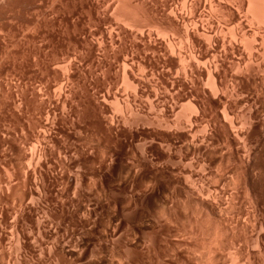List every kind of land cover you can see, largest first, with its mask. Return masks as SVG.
<instances>
[{
  "label": "rangeland",
  "instance_id": "rangeland-1",
  "mask_svg": "<svg viewBox=\"0 0 264 264\" xmlns=\"http://www.w3.org/2000/svg\"><path fill=\"white\" fill-rule=\"evenodd\" d=\"M55 1H60L61 4L58 2L59 4L56 5L53 0L51 2L53 4L47 5L46 9L50 11L52 8L54 14L52 11L48 12L54 16L52 18L50 16V20L46 21L50 22L49 30L58 27L59 23L61 26L56 27L57 30L53 29L57 32L51 30L55 33L50 31L54 36L47 37V40L44 39L47 42L54 37V40L51 39L53 47L48 46L51 42H43L44 46L45 44L48 46L47 49H45L46 46L42 49L45 50L42 53L43 58L46 51H49L48 56L52 54L51 57L46 55L45 58L48 61L47 59L44 61L42 58V61L39 62V59L35 58L34 60L33 56L28 58L29 55H27L25 57L27 59L23 58V60L30 63H28V67L25 61L23 62L26 66L22 62L26 70L23 69V66L19 68L21 65H17L16 69L12 67L8 70L5 66L6 59L3 57L5 55L0 52V56L2 55L3 58L0 59V264H264V210L262 209L264 208V0H125L127 5L124 4L125 1L120 3L119 0H99V3L95 0L98 7L101 6L102 14L98 13L99 15H97L102 19L97 16L95 19L89 15L88 11L83 10L86 14L82 11L81 15H84L85 19L86 16L91 19L87 17V21H79L83 25L79 23L84 28L82 30L80 25L75 26L78 24L77 19L71 21L76 20L74 24L69 22V26H65L68 23L65 20V22L62 20V23L58 20L59 18L57 19V10H64L67 1L63 0L65 1L63 3L61 0ZM80 1L85 2L84 0L78 2L71 0L72 5L69 3L70 5L68 4L67 9L65 8L62 13L65 14L69 6L70 11L67 13H73L72 7L77 6L81 3ZM1 2L6 8L7 2L5 0H1ZM76 3L78 4L76 5ZM122 3L123 7L125 5L124 9H122ZM59 5L60 7L57 8ZM120 6L124 17L122 13L119 14ZM55 7L56 9H54ZM117 12L121 16L117 15ZM59 13L57 15H60ZM54 17H56V21L53 19ZM88 20L91 24L88 23ZM51 21L55 23L53 28ZM82 22L88 23L89 26L87 27ZM0 23H2L1 20ZM66 27L69 32L64 30ZM86 27H90L89 29L92 30L90 33H96L95 37L97 36L100 42H104V47H101L100 43H97L98 45L95 43L98 41L97 38H94L97 40L93 41L91 35L94 36L95 33L89 36L90 33ZM61 30L65 35L68 34L67 36L71 34L74 36L71 35L72 37L70 36L71 39H69L64 33L62 35ZM72 30L73 32L77 30L79 33L77 32L76 35L75 32H70ZM103 30L105 35L99 34ZM84 32V36L88 37V40L91 37V43L89 41L88 43L86 38H83L84 36H80ZM106 32L111 34L112 38H109V34L107 35ZM143 33L146 34V37ZM59 34L64 37L58 38ZM128 34L134 35V38L136 34L139 39L136 36L135 40H138H134L133 43L131 36L132 40L129 42ZM141 34L144 36L143 38H141ZM75 35L79 36V39ZM57 38L61 40L58 43ZM74 39L77 40V43ZM141 39L149 40L151 44L147 41L148 46L146 41H139ZM84 40L90 44L88 47L81 45V42L85 44ZM65 41L67 42L65 43ZM92 41L95 44L93 49H91ZM109 41L113 43H109ZM108 43L109 45H107ZM44 46L42 45V48ZM82 46H85L86 50L90 48V52L93 53L97 49L96 53H89V50L86 52ZM97 47L102 50L106 48L104 50H107V53ZM52 49L55 50V53L52 52ZM98 51L100 52L97 53ZM89 56L95 58V61ZM57 57V61L61 59L63 61L56 63ZM50 58H53V62ZM28 59L32 60L28 61ZM3 61L4 63H2ZM37 61L38 63H36ZM50 61L51 65L54 63V67L48 65L47 68L45 62L50 64ZM70 62L71 65L73 64L72 66L78 65L77 70L76 67H72L73 70L71 68L68 72L70 65L68 63ZM3 64L5 65L3 66ZM31 64L34 65L33 67L38 65L36 68H31ZM42 65L49 71H46ZM58 66L67 67V71L64 67L57 70ZM13 68L15 70L12 71ZM51 68H54L58 74L55 75L54 69L51 70ZM131 68L133 69L131 70ZM33 69L37 73L41 69L39 74L42 73V75H37L32 71ZM61 74L63 77L67 75V78L69 74L70 80L67 81ZM214 82L217 85L220 84L218 85L220 90H217L218 94L214 91L216 95L212 94L213 91L209 89L212 87H209L211 84H215ZM33 84H35V88ZM39 84L44 86L42 88L46 89L45 92L49 88L51 89L49 91H58L62 87V93L72 96L68 98L74 103L66 104L67 101H63L65 95L62 94L63 98L60 100L59 93L55 91L47 92V94H52V97L47 98L51 94L46 95L41 92L43 89L41 86L38 87ZM137 84L146 87L139 89L141 85ZM127 85L129 87H126ZM32 87L35 90L31 89ZM36 88L37 90L41 89L39 92L42 94L37 92ZM67 88L71 89L72 93ZM144 88L146 92H144ZM33 90L34 93H32ZM204 91L208 93L204 94ZM9 94H12L13 100ZM40 94L45 97L40 98ZM35 95L36 99L32 97ZM25 96L26 100L23 101ZM56 96L59 98L57 100L61 101L60 103L56 101ZM30 98L31 104L27 102L30 101ZM33 98L38 101L41 99V102L42 100L45 102L47 98L45 106L49 107L45 108L44 106L43 108L44 104L40 101L42 105L35 100L36 103H34ZM50 98L55 104L57 102L61 104L62 101L65 104H58L57 107L53 101H50ZM73 99H77V101ZM78 101L79 103L76 104L75 102ZM68 102L71 101L68 100ZM9 105H11L10 109ZM200 105L206 106L208 111L206 114L198 111ZM64 106H67L68 110L66 108L64 110ZM99 108L103 110H99ZM186 108L191 111L187 113ZM194 108L197 110L196 113L192 111ZM47 109L52 111L48 110L50 114L53 113L57 116L55 119V116L53 117L51 114V117L55 119L52 122ZM224 109L228 111L227 114H230L227 123L225 122L228 120H225L227 117L224 118L226 114L223 115L226 112ZM73 113L76 117L70 115ZM193 113L196 116L202 115L198 117V120L201 119V123L197 121L193 125L194 122H189ZM101 114L105 115V118H109L108 121L105 122L104 120L107 119H104ZM214 114L218 116L214 117ZM210 117L214 118V122H211ZM39 119H44L43 124L50 122V124H44L43 128L46 131L41 127L43 126L41 121H37ZM258 119L263 123L258 122ZM230 120L234 123L232 132L229 130L233 129L230 126L232 123ZM37 122L39 123L37 124ZM105 123H109V127L111 125L112 128L119 124L118 127L116 126L117 129L119 126L122 128L117 130L119 139L117 136L115 138L112 136L114 141L104 127ZM214 123L218 125L217 128L215 127L216 129H214L216 125ZM223 124H226L224 125L226 130L223 127L224 133L230 131L228 133L231 137L228 133L223 134L222 128L219 129ZM193 126L198 128L190 129ZM49 128L51 131L46 133ZM102 129L105 131L103 132ZM250 129L252 130L249 132ZM39 131H45L40 135L46 138V133L49 135L48 138L43 139L38 134ZM5 132L7 134L9 132V135ZM236 133L238 138L235 136ZM246 133H249V136ZM95 135L100 136L97 137L100 141ZM243 136H248V139L245 138V140ZM104 138H106L105 141ZM95 140L99 141V144L102 143L101 147L100 145L95 146L98 143ZM105 142L107 147L109 146L108 148L104 144ZM110 143L112 144L110 145ZM92 146L95 148L99 146L100 151L104 148L101 152L103 154L110 152L108 153L110 155L102 156L101 152L98 149L96 151ZM42 150L47 153L45 154ZM77 150L84 151V155L85 153L87 155L84 156L82 152L77 153ZM25 152L30 155L29 161ZM97 152L100 154L98 155ZM249 152H252V156L249 155ZM22 154L25 156L23 157ZM31 154L32 156L36 154L34 156L37 158L32 157L34 162ZM90 154L92 156H89ZM112 154H114L112 157V159L115 158L114 160H111ZM242 154L247 157L242 158ZM46 155L47 159L45 160ZM80 155L89 158L85 162V158ZM97 155H101V158H97ZM249 156L250 158H248ZM36 159L39 165L36 164ZM92 159L97 163L92 162ZM247 159L250 161V165ZM43 160H45L44 163ZM40 162L43 163H41L43 166L40 165ZM45 163L47 164L45 165ZM244 164L245 166L248 164L247 173H251L249 178L253 175L250 184L253 185L254 195L250 188L249 191L244 192L245 194L243 193L245 190L242 186L244 181L240 178H243V174V180L246 177V171L243 172L246 168L243 166ZM47 165L51 167L47 168ZM92 165L98 166L101 170L95 166L93 169ZM237 165L242 167H237ZM236 167L240 169L237 171ZM37 168L38 170L43 168V172L38 171ZM130 168L132 172L129 171ZM250 168H254V171ZM35 169L36 172H34ZM239 170L243 172H241L242 175ZM229 172L233 177L229 175ZM237 172H239L237 176L233 175ZM156 175L157 177H155ZM24 176L29 177L27 179L30 181L27 180L26 183ZM129 176L133 181H130ZM132 176L134 177L132 178ZM151 176L155 178L151 179ZM227 176L236 179L228 177L234 182L239 181L238 184L241 180V187L236 183L238 186L236 188L242 190V194L239 193L238 196L240 200H238V194H235L238 191L234 190L236 189L233 186L235 183L227 181ZM222 178L224 179L222 180ZM150 180H154L153 183ZM123 182L126 186L123 185ZM229 185L233 186L234 192ZM157 186L158 188H155ZM148 189L152 190V194ZM229 189L233 195H230ZM222 192L224 193L221 194ZM146 193L150 195L148 196ZM158 193L160 194L158 195ZM248 193L252 194L248 201L252 202L253 199V202L254 200L256 202H248V204H253V208L256 204L258 206L256 208L259 209H256L258 213L255 212V209L253 211L252 206L248 209L249 205L245 202L247 200L245 197H249ZM144 194L148 196H146L148 199L143 196ZM241 195L244 197H240ZM217 196H220V201L216 199ZM228 196H231L230 199ZM232 196L234 197L232 198ZM143 197L147 201H144ZM221 197H225V201L228 197L229 204L226 203V205L231 208L226 210L227 206L222 204L225 202ZM210 199L213 204L210 203L211 201L209 202ZM231 199L235 201L234 204L232 203L233 206L235 205L234 207L230 204ZM222 200L223 202H221ZM199 201L204 204L200 205ZM236 201L239 203L237 204ZM207 202L214 206L216 202V208L220 204L219 206L225 209L217 208L218 212L215 215V212L208 209L210 204L206 205ZM240 202L241 206H239ZM195 203L202 206L200 208L203 212L208 210L212 215L205 214L207 211L204 212L207 216L203 215ZM242 203L246 204V207ZM204 206L205 208L207 206V209ZM232 207L237 208L233 211L235 213L232 218L239 222H229L233 214L230 213ZM242 208L244 209L242 210ZM85 209H87L86 212L83 211ZM240 211L242 213H239ZM219 212L221 216L223 213L222 217L218 216ZM228 222L233 227H231L232 225L228 227L229 224L226 225ZM112 231H115L114 234Z\"/></svg>",
  "mask_w": 264,
  "mask_h": 264
},
{
  "label": "bare ground",
  "instance_id": "bare-ground-1",
  "mask_svg": "<svg viewBox=\"0 0 264 264\" xmlns=\"http://www.w3.org/2000/svg\"><path fill=\"white\" fill-rule=\"evenodd\" d=\"M5 1L7 2L6 8L4 7V4H3V3L1 2V0H0V10H1V11H0V20H1V22H2V23H0V52H2L3 55H5V56H3V57H5V59H6V62H5L6 65L3 64V66L5 65L7 69H8V68H12V67L15 68L17 65H21V66H19V68L23 66V69H25L24 65L27 63V62H26L27 60L25 61V60H23V58L27 57V55H29L28 58H31L30 56H33L34 60H35V58H37V59H39V62H40V60L42 61V58H43L42 53H43V51H45V50H42V49H44L45 46H46V44H45V46H44V43L46 42L44 39L47 40V37H50V36L53 35V34H51V32H53V31L57 32V31H56L57 28H58L59 26H61V23H59L58 27L56 26L57 28H56V27L53 28V26H55V25H54L55 23H54L53 21L55 20V18H56L57 16H58L57 19L59 18L58 20H60L61 22H62V20H63V22H65V21H66V23L68 22L66 25L64 24L65 26H67V25L69 24V22L73 21V19H77V20H78V22H77L78 24H75V26H76V25L79 26V25L81 24L79 21H85L86 19L90 18V17L86 16V19H85V18L83 17L84 15H81L83 10L86 11V12L88 11V12L90 13L89 15H90V16H93L94 18H95L96 16L98 17V15L101 13V12H100V11H101V6L98 7V5H97V3H99V2H98L99 0H97V3H96L95 0H84L85 2H81V1H80L81 3H79V4L76 3V5H77V4H78V5L72 7L71 11H72L73 13H70V12H69L70 14L67 13L68 11H70V6H69L68 11L65 13V14H67V15H65V14H63L62 12L65 10L66 7H68V4L71 2V0H65V1H67V2H66L67 4L65 3V6H66V5H67V6H66V7L64 6L65 8H64V10H62V11H60V10L58 9V10L60 11V13H59V11L57 10V13H59L60 15H57V13H56V17H54V18H53L54 20L52 19L53 21H51L52 28H53V29H56V30L51 29V30H53V31H51V30L48 29V28H51V27H50L51 25L49 24L50 22L48 23L46 20L49 21L50 18H52L54 15L51 16V14L49 13V12L52 11V8H50V9H51L50 11H49L48 9H46V8H47V5H51V4H53V3H55V4L57 5V4L60 3V1H58L59 3L56 2L55 0H54V2H53V0H5ZM61 1H62V3L65 2V1H63V0H61ZM72 1H73V0H72ZM76 1L78 2L79 0H75V2H76ZM82 1H83V0H82ZM123 1H125V0H119L120 3L123 2ZM148 1H149V0H148ZM212 1H213V0H212ZM51 2H53V3H51ZM50 3H51V4H50ZM132 3H133V2H132ZM5 4H6V3H5ZM55 4H54V5H55ZM60 4H61V3H60ZM70 4H71V3H70ZM70 4H69V5H70ZM108 4H109V3H108ZM117 4H118V3H117ZM124 4H126V1L124 2ZM135 4H136V3H135ZM135 4H134V5H135ZM62 5H63V4H62ZM71 5H72V4H71ZM73 5H75L74 2H73ZM126 5H127V4H126ZM129 5H130V4H129ZM205 5H206V4H205ZM45 6H46V7H45ZM121 6L123 7V3H122ZM121 6L119 7V8H120V11H121ZM210 6H211V5H210ZM48 7H50V6H48ZM51 7H54V6H51ZM58 7H60V5L57 6V8H58ZM124 7H125V5H124ZM124 7H123L122 9H124ZM131 7H132V6H131ZM135 7H136V6H135ZM211 7H212V6H211ZM73 8H74V9H73ZM117 8H118V7H117ZM119 8H118V9H119ZM54 9H56V7H55ZM62 9H63V6H62ZM66 9H67V8H66ZM99 9H100V10H99ZM130 9H131V8H130ZM98 10H99V11H98ZM131 10H132V9H131ZM48 11H49V12H48ZM84 11H83V13H84ZM120 11H119V12H120ZM159 11H160V10H159ZM119 12H117V15L121 14V13L123 12V10H122L120 13H119ZM156 12H157V10H156ZM98 13H99V14H98ZM111 13H112V12H111ZM118 13H119V14H118ZM52 14H54L53 11H52ZM84 14H86V13H84ZM97 14H98V15H97ZM101 14H102V13H101ZM130 14H131V13H130ZM71 15H75V16L72 17ZM123 15H124V13H122V16H123ZM132 15H133V14H132ZM134 15H135V14H134ZM204 15H205V14H204ZM50 16H51V17H50ZM119 16H121V15H119ZM49 17H50V18H49ZM87 17H88V18H87ZM93 17H92V21L94 20ZM123 17H124V16H123ZM203 17H204V16H203ZM48 18H49V19H48ZM98 18H101V19H102L101 16H99ZM57 19H56V20H57ZM90 19H91V18H90ZM95 19H96V18H95ZM101 19H99V21H101ZM115 19H116V17H115ZM118 19H119V18H118ZM127 19H128V17H127ZM56 20H55V21H56ZM64 20H65V21H64ZM97 20H98V19H97ZM97 20H96V21H97ZM147 20H148V19H147ZM206 20H209V19H206ZM75 21H76V20H74V22H71V24L76 23ZM86 21H87V20H86ZM88 21H89L88 23L91 24L90 20H88ZM96 21H95V22H96ZM102 21H103V20H102ZM178 21H179V20H178ZM178 21H177V22H178ZM63 22H62V23H63ZM56 23H57V22H56ZM79 23H80V24H79ZM82 23H83V22H82ZM84 23H85V25H86L87 27L89 26L88 23H86V22H84ZM84 23H83V24H84ZM92 23H93V22H92ZM101 23H103V22H101ZM101 23H100V24H101ZM47 24H49V25L47 26ZM57 24H58V23H57ZM57 24H56V25H57ZM185 24H186V23H185ZM64 25L62 26V28L64 27ZM69 25H70V24H69ZM69 25H68V26H69ZM81 25H82V24H81ZM81 25H80L79 27H81ZM85 25H84V26H85ZM181 25H182V24H181ZM197 25H198V24H197ZM77 26H76V27H77ZM82 26H83V25H82ZM198 26H199V25H198ZM76 27H74V29H76ZM87 27H86V28H87ZM138 27H139V26H138ZM195 27H197V26L195 25ZM60 28H61V27H60ZM62 28H61V29H62ZM72 28H73V27H72ZM82 28H83V27H81V30H82ZM89 28H90V27H89ZM89 28H87V30H89V33H90V31H92V30L89 29ZM98 28H101V27L98 26ZM112 28H113V27H112ZM116 28H117V27H116ZM69 29H71V28L69 27ZM83 29H84V28H83ZM103 29H104V28H103ZM140 29H141V28H140ZM58 30H59V29H58ZM62 30H63V29H62ZM62 30H61V33H62ZM64 30H66L67 32H69V30L67 29V27H66V29H64ZM81 30H80V28H79L80 33H81ZM87 30L85 29L86 32H87ZM112 30H114V29H112ZM50 31H51V32H50ZM66 31H65V32H66ZM83 31H84V30H83ZM187 31H188V30H187ZM2 32H3V33H2ZM55 32H53V33H55ZM70 32H73V30L70 31ZM74 32H75V31H74ZM74 32H73V33H74ZM77 32H78V31L76 30V32H75L76 35H77ZM99 32H100V31H99ZM103 32H104V30L101 31V33H99V34H103V35H105V33H103ZM217 32H218V30H217ZM58 33H60V32H58ZM63 33H64V32H63ZM63 33H62V35H63ZM78 33H79V32H78ZM93 33H95V32H93ZM93 33L91 32V33L89 34V36H90L91 34H93ZM109 33H111V31H109ZM109 33H108V34H109ZM116 33H117V32H116ZM138 33H139V32H138ZM194 33H195V32H194ZM66 34H67V33H66ZM81 34H82V33H81ZM84 34H85V32L83 33V35H80V34H79V35L83 37ZM87 34H88V33H87ZM106 34H107V32H106ZM108 34H107V35H108ZM126 34H127V33H126ZM143 34H144V33H143ZM60 35H61V34H59V36H57V37H58V38H63V37H64V36L62 37V36H60ZM64 35H65V33H64ZM67 35H68V34H67ZM67 35H65V36H67ZM71 35H73V34H71ZM71 35H69V36H67V37H69V39H71V38H70ZM76 35H75V37H78L77 39H79V36H76ZM95 35H96V33L94 34V36L91 35V36L93 37V39H94V38H97V36L95 37ZM107 35H106V36H107ZM110 35H111V34H109V38L111 37ZM128 35H129V38H130V40L128 39L129 42H131V40H132V39H131V36H132V38H133V43L139 39L138 36H137L136 34H135V38H136V36H137V38H138L137 40H135V38L133 37L134 35H130V34H128ZM145 35H146V34H144V36H145ZM193 35H194V34H193ZM207 35H209V34H207ZM53 36H54V35H53ZM73 36H74V35H73ZM141 36H142V34H141ZM144 36H142L141 38H143ZM67 37H65V38L67 39V41H69ZM71 37H72V36H71ZM98 37H99V36H98ZM102 37L105 38V36H102ZM127 37H128V36H127ZM145 37H146V36H145ZM147 37H148V36H147ZM211 37H212V36H211ZM55 38H56V34H55ZM58 38H57V39H58ZM65 38H64V39H65ZM83 38L85 39L86 37L84 36ZM87 38H88V37H87ZM87 38H86L85 40H86L87 42L89 41V42L91 43V40H90L91 37H89V38H90L89 40H88ZM100 38H101V36H100ZM104 38H103V39H104ZM106 38H107V37H106ZM109 38H108V39H109ZM111 38H112V37H111ZM125 38H126V37H125ZM51 39L54 40V37L51 38ZM51 39H50V41L48 40L49 42H51L48 46H50V45L52 46V43H53V42L51 41ZM64 39L62 40L63 42H64ZM80 39H81V38H80ZM97 39H98V41H96ZM97 39H96V40L94 39L93 41H96V42H95L96 44H97V43H100L99 45L102 47V46L104 45V42H100V39H99V38H97ZM144 39H149V38H144ZM74 40H75V39H74ZM85 40H84V41H85ZM101 40H102V39H101ZM104 40H106V39H104ZM112 40H113V39H112ZM112 40H110V41H112ZM134 40H135V41H134ZM142 40H143V39H141V40H139V41H142ZM244 40H245V39H244ZM48 41H47V42H48ZM58 41H61V40L58 39V40H57V43H58ZM67 41H65V43H66ZM75 41H76V43H77V40H75ZM86 41H85V44H84V43H82V42H83V40H82L81 45L83 44V45H85L86 47H88L90 44H87ZM93 41H92V42H93ZM106 41H107V40H106ZM110 41H109V43H113V42H110ZM145 41H146V42H145ZM145 41L143 40V42H145V43H147V41H148V43H150L149 40H145ZM150 41H151V40H150ZM43 42H44V43H43ZM47 42H46V43H47ZM54 42H56V41H54ZM72 42H74V41L72 40ZM78 42H79V40H78ZM89 42H88V43H89ZM107 42H108V41H107ZM107 42H105V43H107ZM42 43H43V44H42ZM59 43H60V42H59ZM65 43H64V44H65ZM79 43H80V42H79ZM109 43H108L107 45H109ZM141 43H142V42H141ZM148 43H147V45H148ZM41 44L44 46L43 48H42V45H41ZM54 44H55V43H54ZM61 44L63 45V43H61ZM86 44H87V45H86ZM101 44H102V45H101ZM150 44H151V43H150ZM62 45H61V46H62ZM79 45H80V44H79ZM94 45H95V44H94V42H93V45H91V46H92L91 49L94 48ZM97 45H98V44H97ZM107 45L105 44L106 47H107ZM131 45H132V44H131ZM48 46H46L45 49H47ZM55 46H56V45H55ZM59 46H60V45H59ZM85 46H84V47H85ZM100 46H99V47H100ZM143 46H144V43H143ZM148 46H149V45H148ZM148 46H145V47L148 48ZM52 47H53V46H52ZM57 47H58V46H57ZM57 47H56V48H57ZM84 47L82 46V48H84ZM86 47H85V48H86ZM103 47H104V46H103ZM85 48H84V49H85ZM97 48H98V47H97ZM49 49H51V48H49ZM54 49H55V48H54ZM57 49H58V48H57ZM91 49L88 48L89 53H93V52H90ZM98 49H101V48H98ZM104 49H106V48H104ZM104 49H103V50H104ZM52 50H53V49H52ZM52 50H51V51H52ZM88 50L85 49L84 51L87 52ZM94 50H95V49H94ZM96 50H97V49H96ZM96 50H95L94 53H96ZM101 50H102V49H101ZM101 50H100V51H101ZM103 50H102V51H103ZM54 51H55V50H53L52 52H54ZM56 51H57V50H56ZM58 51H60V50L58 49ZM100 51H98L97 53H99ZM102 51H101V52H102ZM106 51H107V50H106ZM106 51L104 50L103 52L107 53ZM108 51H110V50H108ZM113 51H114V50H113ZM46 52H47L46 55H47V54L49 55V53H48L49 51H46ZM110 52H111V51H110ZM50 53H51V52H50ZM54 53H55V52H54ZM54 53H53V57H54ZM56 53H57V52H56ZM94 53H93V54H94ZM0 54H1V53H0ZM44 55H45V52H44ZM46 55H45V57L48 56V55H47V56H46ZM50 55L52 56V54H50ZM57 55H58V54H57ZM57 55H55V56H57ZM90 55L92 56V54H90ZM96 55H98V54H96ZM101 55H102V54H101ZM1 56H2V55H1ZM1 56H0V59H3ZM51 56H48V57H51ZM91 56H89V57L91 58ZM45 57L43 58L44 61L47 59V58H45ZM87 58H88V57H87ZM92 58H93V57H92ZM92 58H91V59H92ZM96 58H98V57H96ZM5 59H4V60H5ZM25 59H27V58H25ZM50 59H51V58H50ZM50 59H49V60H50ZM52 59H53V58H52ZM52 59H51V61L53 62ZM54 59H55V57H54ZM57 59H58V57L56 58V63H58V61H61V60H62V59H61V60H58V61H57ZM84 59H85V58H84ZM88 59H89V58H88ZM93 59H94V61H95V58H93ZM98 59H99V58H98ZM31 60H32V59H31ZM31 60L28 59V61H31ZM141 60H142V59H141ZM23 61H25V64H24ZM44 61H43V62H44ZM47 61H48V59H47ZM51 61L49 62L50 64H48V62H47V63L45 62V64H47V68H48V65H49V67H50V65H51ZM62 61H63V60H62ZM82 61H83V59H82ZM85 61L87 62V60H85ZM89 61H90V60H89ZM94 61L91 60L90 62H94ZM99 61H100V60H99ZM22 62H23L24 65H22ZM32 62H33V61H32ZM54 62H55V60H54ZM74 62H75V61H74ZM96 62L98 63V61H96ZM127 62H128V60H127ZM129 62H130V61H129ZM2 63H4V61H3ZM20 63H21V64H20ZM28 63H29V62H28ZM28 63H27V67H28ZM33 63H35V62H33ZM33 63H32V64H33ZM36 63H38V61H37ZM41 63H42V62H41ZM56 63H55V64H56ZM60 63H61V62H60ZM29 64H30V63H29ZM32 64H31V65H32ZM45 64H44V65H45ZM53 64H54V63H53ZM53 64H52L51 66H53ZM69 64H70V65H69ZM74 64L76 65V63H74ZM131 64H132V63H131ZM37 65H38V64H37ZM37 65H36V67H37ZM40 65H41V64H40ZM40 65H39V66H40ZM44 65H42L43 68H46V67H44ZM58 65H60V64H58ZM68 65H69V67L71 66L70 68L68 67V72H70L69 69H71L72 67H73V68L76 67V70H77V66H78V65H77V66H72L73 64L71 65V62L68 63ZM68 65H66V66H68ZM126 65H127V63H126ZM25 66H26V65H25ZM33 66H34V65H32L31 68H32ZM42 66H41V67H42ZM134 66H135V65H134ZM36 67H33V68H36ZM41 67H39V68H41ZM53 67H54V66H53ZM60 67H61V68L64 67V68L66 69V71H67V67H65V66H58V67H57V68H58L57 70L61 69ZM125 67H126V66H125ZM14 68L12 69V71L16 69V68H15V69H14ZM43 68H41V69H43ZM47 68H46V71H49V69L47 70ZM73 68H72L71 70H73ZM128 68H129V67H128ZM41 69H40L39 72L42 71ZM53 69H54V68H51V70H53ZM55 69H56V66H55ZM55 69H54V71H55V75H56V74H58V73H56V70H55ZM132 69H133V68H131V70H132ZM8 70H10V69H8ZM25 70H26V69H25ZM28 70H29V69H28ZM35 70H37V69H35ZM74 70H75V69H74ZM12 71H11V72H12ZM18 71H19V70H18ZM29 71H31V70H29ZM32 71H34V69H33ZM54 71H52V72L54 73ZM34 72H36V71H34ZM39 72H38V73L36 72L37 75H42V73L39 74ZM43 72H44V70H43ZM57 72H58V71H57ZM209 72H210V71H209ZM29 73H30V72H29ZM74 73H75V72H74ZM74 73H73V74H74ZM61 75H62V74H61ZM64 75H65V74H64ZM70 75H71V74H70ZM129 75H130V74H129ZM30 76H31V75H30ZM35 76H36V75H35ZM124 76H125V75H124ZM209 76H210V75H209ZM62 77H63V75H62ZM64 77H65V76H64ZM64 77H63V78H64ZM71 77H72V76H71ZM210 77H211V76H210ZM215 77H216V76H215ZM37 78H38V76H37ZM69 78H70V77H69V74H68V78H67V75H66L65 79H67V81L70 80ZM65 79H64V80H65ZM71 79H72V78H71ZM128 79H129V78H128ZM208 79H209V78H208ZM214 79H215V78H214ZM214 79H213V81H214ZM127 81H128V80H127ZM213 81H212V83H213ZM215 81H216V79H215ZM10 82H11V81H10ZM20 82H21V81H20ZM208 82H209V81H208ZM214 83H215V84H211V85L209 86V87L212 86V87L209 88V89H211V91H213L212 94L214 93V91H216V92H217L216 94H218V92L220 91L219 88H218V85H220V84L217 85L216 82H214ZM218 83H219V82H218ZM30 84H31V83H30ZM127 84H128V83H127ZM130 84H131V83H130ZM6 85H9V86L11 87L10 84H7V83H6ZM34 85H35V84H33V86H34ZM61 85L63 86L64 84H61ZM137 85H138V84H137ZM140 85H141V86H140ZM28 86H29V85H28ZM31 86H32V85H30L29 87H31ZM36 86H37V85H36ZM40 86H41V88H42L43 85H42V84H41V85L39 84L38 87L40 88ZM65 86H66V84H65ZM133 86H134V84H133ZM138 86H140L139 89H142L141 87H146V86H142V84H139ZM7 87H8V86H7ZM13 87H14V86H13V84H12V89H13ZM38 87H37V88H38ZM68 87H69V86H68ZM75 87H76V86H75ZM126 87H129V86L127 85ZM219 87H222V86H219ZM18 88H19V87H18ZM34 88H35V86H34ZM34 88L32 87L31 89H34ZM37 88H36V91H37V92L41 91V89L37 90ZM43 88H44V86H43ZM43 88H42V89H43ZM51 88H52V87H51ZM61 88H62V87H61ZM61 88H60L59 90H61ZM70 88H71V86H70ZM130 88H131V86H130ZM8 89L10 90L11 88H8ZM12 89H11V90H12ZM31 89H30V90H31ZM49 89H50V88H49ZM49 89H48L47 92H52V91H53V90H52V91H49ZM135 89H136V88H135ZM34 90H35V89H34ZM34 90H33L32 93H34ZM50 90H51V89H50ZM59 90H58V91H57V90H56V91L54 90V91L59 93V94H58V97H59L60 100H61V99L63 98L62 94L65 95V93H62L63 90H61L60 92H59ZM67 90L70 91L71 89H68V88H67ZM67 90H66V91H67ZM73 90H74V89H73ZM136 90H138V89H136ZM144 90H145L144 92H146V89H145V88H144ZM217 90H219V91H217ZM221 90H222V89H221ZM7 91H8V90H7ZM36 91H35V93H36ZM45 91H46V89H45V90L43 89V91H41V92H43V93L46 94V95L51 94V93L47 94V92H45ZM54 91H53V92H54ZM64 91H65V89H64ZM140 91H141V90H140ZM140 91H138V92H140ZM142 91H143V90H142ZM211 91H209L210 94H211ZM23 92H24V91H23ZM41 92H39V93H41ZM67 92H68V91H67ZM73 92H74V91H73ZM144 92H143V94H144ZM7 93H9V92H7ZM30 93H31V92H30ZM32 93H31V94H32ZM60 93H61V94H60ZM68 93H69V92H68ZM71 93H72V90H71ZM206 93H208V92H206ZM206 93H205V91H204V94H206ZM31 94H30V95H31ZM41 94H42V93H41ZM41 94H40V96H41ZM54 94H56V93H54ZM214 94H215V93H214ZM216 94H215V95H216ZM9 95H10V98L12 99V98H13L12 94H9ZM22 95H23V94H22ZM32 95H33V94H32ZM56 95H57V94H56ZM60 95H61L62 97H61ZM72 95H73V94H72ZM74 95H75V94H74ZM11 96H12V97H11ZM38 96H39V94H38ZM42 96L45 97V95H42ZM42 96H41L40 98H42ZM50 96L52 97V94L49 95L47 98H49ZM54 96H55V95H54ZM54 96H53V98H54ZM188 96H189V95H188ZM211 96H212V95H211ZM213 96H214V95H213ZM30 97H31V96H30ZM32 97H35V99L37 98L36 95H35V96H32ZM58 97L56 96V101H58V100H57V99H59ZM65 97H66V99H65ZM65 97H64V100H63V101L66 100V101H67L66 104L69 103V104L72 105V103H74V102H72V100H70V99L68 98V97H70L69 95L67 96V94H66ZM71 97H72V96H71ZM71 97H70V98H71ZM73 97H74V96H73ZM77 97H78V95H77ZM77 97H75V98H77ZM104 97H105V96H104ZM47 98H46V101H47ZM67 98H68V99H67ZM78 98H80V97H78ZM209 98H210V97H209ZM24 99L26 100V96H25V98H23V101H24ZM35 99L33 98V102H34ZM38 99H39V98H38ZM42 99H43V98H42ZM51 99H52V98H50V101H53V99H52V100H51ZM80 99H81V98H80ZM105 99H107V98H105ZM105 99H104V101H105ZM187 99H188V98H187ZM211 99H212V98H211ZM12 100H13V99H12ZM20 100H21V99H20ZM28 100H29V98H28ZM40 100H41V99H40ZM40 100H39V101H40ZM54 100H55V98H54ZM60 100L58 101L59 103L61 102ZM68 100L71 101V102H68ZM73 100H75V99H73ZM78 100H79V99H78ZM81 100H82V99H81ZM35 101L38 102V103L41 102V101L39 102L38 100H35ZM44 101H45V100H44ZM46 101L43 102V100H42V102H43V104H44V105H43V108H44V106L47 104ZM48 101H49V100H48ZM63 101H62V103H63ZM75 101H77V99H76ZM79 101H80V100H79ZM79 101H78V102H75V103L77 104V103H79ZM211 101H212V100H211ZM17 102H18V101H17ZM27 102H29V103L31 104V98H30V101H27ZM33 102H32V103H33ZM36 102H34V103H36ZM42 102H41V103H42ZM53 102H54V101H53ZM53 102H52V103H53ZM58 102H57L56 104H55V102H54V104L57 106V105L59 104ZM107 102H108V101H107ZM219 102H221V101L219 100ZM41 103H40V104H41ZM62 103H61V104H62ZM81 103H83V101H81ZM81 103H80V104H81ZM20 104H21V103H20ZM23 104H24V102H23ZM61 104H59V105H61ZM64 104H65V103H63V105H64ZM69 104H68V105H69ZM217 104H218V103H217ZM219 104H220V103H219ZM27 105H28V103H27ZM41 105H42V104H41ZM49 105H50V104H49ZM51 105H52V104H51ZM10 106H11V105H9V109H10ZM28 106H29V105H28ZM28 106H27V107H28ZM30 106H31V105H30ZM53 106H54V105H53ZM73 106H74V104H73ZM73 106H70V107H73ZM77 106H79V105H77ZM98 106H99V105H98ZM6 107H8V106H6ZM6 107H5V108H6ZM27 107H26V108H27ZM47 107H49V106L47 105ZM47 107L45 106V108H47ZM50 107H51V106H50ZM54 107H55V106H54ZM54 107H51V108L54 109ZM57 107H58V106H57ZM66 107H67V106H64L63 109L66 108ZM75 107H76V106H75ZM99 107H100V106H99ZM51 108H50V110H51ZM73 108H74V107H73ZM96 108H97V107H96ZM101 108H102V107H101ZM101 108H99V110H100ZM181 108H182V107H181ZM188 108L191 109V107H188ZM198 108H199L198 111L201 112V113H205V114H206V112H208L207 109H206V106H205V105H200ZM7 109H8V108H7ZM53 109H52V110H53ZM66 109H67V108H66ZM75 109H77V108H75ZM182 109H183V108H182ZM192 109H193V108H192ZM11 110H12V108H11ZM27 110H28V108H27ZM43 110H44V109H43ZM48 110H49V109H47V112L49 113L50 110H49V111H48ZM64 110H65V109H64ZM67 110H68V109H67ZM69 110H71V109H69ZM73 110H74V109H73ZM73 110H72V111H73ZM78 110H79V107H78ZM78 110H77V111H78ZM101 110H103V109H101ZM186 110L188 111L187 108H186ZM186 110H185V111H186ZM224 110H225V109H224ZM9 111H10V110H9ZM9 111H8V112H9ZM16 111H17V110H16ZM44 111H45V110H44ZM56 111H57V110H56ZM187 111H186V112H187ZM189 111H191V110H189ZM189 111H188L187 113H189ZM192 111H194V113H196L195 111H197V110H195V108H194V110H192ZM225 111H226V110H225ZM8 112H7V113H8ZM45 112H46V111H45ZM50 112H52V111H50ZM54 112H55V110H54ZM74 112H75V110H74ZM96 112H97V111H96ZM99 112H100V111H99ZM27 113H28V112H27ZM55 113H56V112H55ZM101 113H102V111H101ZM103 113H104V112H103ZM187 113H186V114H187ZM194 113H193V114H194ZM201 113H200V114H201ZM227 113H228V111L224 112V114H223V115H225V114L227 115V116H226V115L224 116V118L227 117V118H225V120L228 119L227 121L224 120L226 123L229 122V116H230V114H227ZM257 113H258V112H257ZM8 114H9V113H8ZM49 114H50V113H49ZM49 114H47V115H49ZM51 114H53V113H51ZM51 114L49 115L50 118H52V117H51ZM68 114H69V113H68ZM193 114H192V115H193ZM197 114H198V113H197ZM207 114H208V113H207ZM70 115L75 116L74 113H73V114H70ZM98 115H99V114H98ZM102 115H103V114H101V116H102ZM190 115H191V114H190ZM190 115H189V117H190ZM215 115H216V117L218 116L217 114H214V117H215ZM257 115H258V114H257ZM261 115H262V114H261ZM35 116H36V115H35ZM54 116H55V114H53V117H54ZM96 116H97V115H96ZM99 116H100V115H99ZM103 116H104V117H103ZM103 116H102V117H103L104 119H107V118H105V117H106L105 115H103ZM201 116H202V115H201ZM201 116H200V115H197V116H196V114H194L193 116L190 117L189 122H191V123L194 122V123H192L193 125H194L195 123H197V121H199V122L201 123V121H200L201 119L198 120V119H199L198 117H201ZM205 116H207V115H205ZM205 116H204V117H205ZM221 116H222V115H221ZM221 116H219V117H221ZM56 117H57V116H55L54 118L56 119ZM75 117H76V116H75ZM181 117H182V116H181ZM211 117H212V116H211ZM211 117H210V119H212ZM219 117H218V118H219ZM222 117H223V116H222ZM231 117H233V116H231ZM257 117H258V116H257ZM260 117H261V116H260ZM50 118H49V119H50ZM54 118H52L50 121L52 122V120H55ZM97 118H99V117L97 116ZM12 119H13V118H12ZM45 119H46V118H45ZM77 119H78V117H77ZM104 119H103V120H104ZM108 119H109V118H108ZM108 119H107V120H104V121L106 122V121H108ZM180 119H182V118H180ZM210 119H209V120H210ZM213 119H214V118H213ZM213 119L211 120V122H212V121L214 122ZM215 119H217V118H215ZM230 119H231V118H230ZM256 119H257V118H256ZM261 119H262V118H261ZM8 120H10V119H8ZM43 120H44V119H41V120L39 119V120H37V121H41V123L43 124ZM46 120H48V119H46ZM97 120H99V119H97ZM113 120H114V119H113ZM219 120L222 121L221 119H219ZM258 120H259V119H258ZM109 121H111V120H109ZM178 121H179V120H178ZM202 121H203V120H202ZM19 122H20V121H19ZM102 122H103V121H102ZM116 122H117V121H116ZM176 122H177V121H176ZM187 122H188V120H187ZM199 122H198V123H199ZM209 122H210V121H209ZM211 122H210V123H211ZM216 122H217V120H216ZM231 122H232V121L230 120V123H231ZM258 122L261 123L260 120H259ZM4 123H5V122H4ZM38 123H39V122H37V124H38ZM41 123H40V126H41ZM46 123H47V124H48V123L50 124L49 121L46 122ZM46 123H44V124H46ZM100 123H101V120H100ZM110 123H112V121H111ZM178 123H179V122H178ZM207 123H208V121H207ZM256 123H257V122H256ZM262 123H263V122H262ZM262 123H261V124H262ZM10 124H11V123H10ZM14 124H15V123H14ZM44 124H43V126H41L42 128L44 127ZM47 124H46V125H47ZM97 124H98V123H97ZM112 124H113V123H112ZM208 124H209V123H208ZM211 124H212V123H211ZM214 124H216V123H214ZM214 124H213V125H214ZM221 124H222V123H221ZM233 124H234V123L232 122L231 125H230V126H232L231 128H233V129H229L231 132L234 130V127H233L234 125H233ZM252 124L254 125V122H253ZM257 124H258V123H257ZM257 124H256V125H257ZM263 124H264V123H263ZM21 125H22V124H21ZM46 125H45V126H46ZM51 125H52V124H51ZM51 125H49V126L51 127ZM101 125H102V124H101ZM113 125H114V124H113ZM117 125H119V124H117ZM117 125H116V126H117ZM190 125H191V124H190ZM199 125H200V124H199ZM224 125H226V124H223V126L220 127L219 129L222 128L221 130H223ZM22 126H23V125H22ZM38 126H39V125H38ZM81 126H82V125H81ZM116 126H115V128H112L113 126L111 127V125H110V127H109V123H105V124H104V127L107 129L108 133H110L111 137L114 136V138H115L116 136H117V138H118V133H119V131H118V133H117V130H118L119 128H121V127L119 126V128L117 129ZM191 126H192V125H191ZM197 126H198V124H197ZM217 126H218V125L216 124V125L214 126V129H216ZM220 126H221V125H220ZM227 126H229V124H227ZM249 126H250V125H249ZM258 126H259V125H258ZM41 127H40V128H41ZM117 127H118V126H117ZM195 127H196V126H195ZM195 127H194V126H193V127H190V129H194ZM198 127H199V126H198ZM198 127H196V128H198ZM208 127H209V125H208ZM211 127H212V126H211ZM215 127H216V128H215ZM225 127H226V126H225ZM225 127H224V129H225ZM46 128H47V126H46ZM51 128L53 129V125H52ZM98 128L100 129V126H99ZM98 128H97V130H99ZM101 128H103V127L101 126ZM250 128H251V127H250ZM252 128H253V127H252ZM258 128H259V127H258ZM4 129H5V128H4ZM8 129H9V128H8ZM43 129H44V128H43ZM43 129H41V130H43ZM115 129H116V130H115ZM121 129H122V128H121ZM262 129H263V128H262ZM44 130H45V129H44ZM49 130H50V128L47 130L46 133H48ZM123 130H124V129H123ZM225 130H226V129H225ZM247 130H248V129H247ZM251 130H252V129H250L249 132H250ZM45 131H46V130H45ZM45 131H44V132H45ZM50 131H51V130H50ZM100 131H101V129L99 130V132H100ZM102 131L104 132L105 129H104V130L102 129ZM120 131H121V130H120ZM124 131H125V130H124ZM230 131H227V132H225V133L227 134V133L230 132ZM255 131H256V130H255ZM258 131H259V130H258ZM44 132H40V131H39L38 134L40 135L41 133H44ZM121 132H123V131H121ZM121 132H120V133H121ZM237 132H238V131H237ZM5 133H6V132H5ZM46 133H45L46 138H48L49 135H47ZM96 133L98 134V131H96ZM96 133H95V134H96ZM100 133H101V132H100ZM225 133H224V130H223V134H225ZM6 134H7V133H6ZM16 134H17V133H16ZM49 134L51 135V133H49ZM106 134H107V133H106ZM122 134H124V133H122ZM125 134H126V133H125ZM228 134H229V133H228ZM234 134H235V133H234ZM246 134L248 135L249 133H246ZM246 134H245V135H246ZM3 135H4V134H3ZM7 135H9V132H8ZM100 135H101V134H100ZM104 135H105V133H104ZM242 135H243V134H242ZM242 135H241V136H242ZM5 136H6V135H5ZM10 136H11V135H10ZM10 136H9V137H10ZM40 136H42V135H40ZM40 136H39V137H40ZM95 136H96V138H97L99 135H98V136L95 135ZM124 136H125V135H124ZM229 136H230V134H229ZM229 136H228V138H229ZM235 136H237V138H238L237 133H236ZM248 136H249V135H248ZM248 136H246V137L243 136V137H244V139H245V138L248 139V138H247ZM42 137H43V136H42ZM44 137H45V136H44ZM44 137H43V139H46V138H44ZM99 137H100V136H99ZM102 137H103V136H102ZM104 137H106V136H104ZM224 137H225V136H224ZM230 137H231V136H230ZM243 137H242V138H243ZM4 138H5V137H4ZM49 138H50V137H49ZM107 138H108V137H107ZM109 138H110V137H109ZM112 138H113V137H112ZM112 138H111V140H112ZM114 138H113V139H114ZM121 138H122V137H121ZM121 138H120V139H121ZM234 138H236V137H234ZM234 138H233V139H234ZM239 138L241 139L240 136H239ZM9 139H10V138H9ZM41 139H42V138H41ZM41 139H39V140H41ZM64 139H65V138H64ZM98 139H99V138H97V140H98ZM105 139H106V138H104V141H105ZM118 139H119V138H118ZM246 139H245V140H246ZM97 140H95L96 142H98L97 144H95V146L100 145V147H101V144H102V143L100 142L101 144H99L100 139H99V141H97ZM101 140H102V139H101ZM125 140H126V139H125ZM230 140H231V139H230ZM5 141H6V140H5ZM102 141H103V140H102ZM106 141H107V140H106ZM108 141H110V140L108 139ZM114 141H115V139H114ZM114 141H113V142H114ZM116 141H117V140H116ZM119 141H120V140H119ZM233 141L235 142V139H234ZM236 141H237V140H236ZM248 141H249V140H248ZM7 142H8V141H7ZM40 142H41V141H40ZM117 142H118V141H117ZM114 143H115V142H114ZM246 143H247V142H246ZM39 144H40V143H39ZM104 144L106 145V142H105ZM104 144H103V145H104ZM111 144H112V143H110V145H111ZM85 146H86V145H85ZM88 146H89V145H88ZM95 146H92V148H93V147L95 148ZM112 146H113V145H112ZM112 146H111V147H112ZM231 146H232V145H231ZM86 147H87V146H86ZM100 147H99V146L96 147V148H95L96 151H97L98 148L100 149ZM102 147H105V146H102ZM106 147H107V145H106ZM108 147H109V146H108ZM108 147H107V148H108ZM234 147H235V146H234ZM253 147H255V146H253ZM40 148H41V147H40ZM80 148H82V147H80ZM84 148H85V147H84ZM84 148H83V150H85V152H86V149H84ZM90 148H91V147H90ZM90 148H89V150H90ZM113 148H114V147H113ZM243 148H244V147H243ZM245 148L247 149V147H245ZM249 148H250V147H249ZM99 149H98V150H99ZM103 149H104V148H102L101 151H102ZM109 149H110V148H109ZM111 149H112V148H111ZM115 149H116V147H115ZM255 149H256V148H255ZM255 149H253L254 152H256ZM106 150H107V149H106ZM243 150H245V149H243ZM247 150H248V149H247ZM249 150H250V149H249ZM253 150H252V151H253ZM36 151H38V150H36ZM42 151H43V150H42ZM77 151H78L77 153L80 152L79 150H77ZM87 151H88V149H87ZM91 151H92V149H91ZM93 151H94V150H93ZM96 151H95V152H96ZM99 151H100V150H99ZM101 151H100V152H101ZM108 151H109V150H108ZM111 151H112V150H111ZM113 151H114V150H113ZM113 151H112V152H113ZM116 151H117V150H116ZM43 152H44L45 154L47 153V152H45V151H43ZM48 152H49V150H48ZM81 152H82V151H81ZM81 152H80V153H81ZM88 152H89V151H88ZM100 152H97V154L99 155ZM102 152H103V151H102ZM102 152H101L102 156H103V155L105 156V155H107L108 153H110V152H108V153L105 152V153H107V154H103ZM117 152H119V151H117ZM242 152H243V151H242ZM246 152H247V151H246ZM22 153H23V152H22ZM25 153H26V152H25ZM33 153H34V152H33ZM41 153H42V152H41ZM60 153H61V152H60ZM82 153H83V155H84V151H83ZM86 153H87V152H86ZM86 153H85V155H87ZM91 153H93V152H91ZM237 153H238V152H237ZM249 153H250V154H249ZM249 153H247V154H249L250 156H252V155H251L252 152H249ZM50 154H51V153H50ZM115 154H116V153H115ZM118 154H120V153H118ZM231 154H232V153H231ZM239 154H240V153H239ZM239 154H238V155H239ZM22 155H23V157H24L25 155H27V153H26L25 155H24V154H22ZM34 155H36V154H33V156H34ZM85 155H84V156H85ZM98 155H97V158H99V157L101 156V155H100V156H98ZM109 155H110V154H108V156H109ZM113 155H114V154H112V156H111V160H114V159H115V158L112 159V157H114ZM232 155H233V154H232ZM238 155H237V156H238ZM245 155H246V153H245ZM245 155L242 154V156H243L242 158L245 159V158L247 157V156H245ZM254 155H256V154H254ZM29 156H30V155H27V157H28V161H29V158H30ZM33 156H32V154H31V158H32ZM80 156H81L82 158H85V157H83L82 155H80ZM89 156H92V155L90 154ZM94 156H95V155H94ZM94 156H93V157H94ZM240 156H241V155H240ZM240 156H239V157H240ZM244 156H245V157H244ZM250 156H249L248 158H250ZM23 157H22V158H23ZM75 157H76V156H75ZM93 157H92V158H93ZM239 157H238V158H239ZM35 158H37V157L34 156V159H35ZM39 158H40V157H39ZM87 158H89V157L86 156V158H85V162H86V159H87ZM94 158H95V157H94ZM100 158H101V157H100ZM104 158L106 159V157H104ZM238 158H237V159H238ZM23 159H25V158H23ZM32 159H33V158H32ZM32 159H30V160H32ZM34 159L32 160L33 162L35 161ZM46 159H47V155H46L45 160H46ZM90 159H91V157H90ZM95 159H96V158H95ZM102 159H103V158H102ZM105 159H104V160H105ZM107 159H109V158L107 157ZM117 159H118V158H117ZM240 159H241V157H240ZM240 159H238V160H240ZM253 159L255 160V158H253ZM40 160H41V159H40ZM45 160H43V163H44ZM98 160H99V159H98ZM111 160H110V161H111ZM119 160H120V158H119ZM238 160H237V161H238ZM241 160H242V159H241ZM247 160H248V159H247ZM32 161H31V162H32ZM36 161H37V162H36V164H37V163H38V160L36 159ZM93 161H94V160L92 159V162H93ZM99 161H100V160H99ZM99 161H98V163H99ZM102 161H103V160H102ZM106 161L108 162L109 160H106ZM244 161H245V160H244ZM248 161H249V160H248ZM46 162H47V161H46ZM49 162H50V161H49ZM49 162H48V163H49ZM92 162H91V163H92ZM94 162H96V161H94ZM103 162H104V161H103ZM103 162H102V163H103ZM112 162H113V161H112ZM112 162H111V163H112ZM117 162H118V161H117ZM123 162H124V161H123ZM242 162H243V161H242ZM242 162H240V163H242ZM253 162H254V161H253ZM41 163H42V162H40V165H41ZM43 163H42V164H43ZM96 163H97V162H96ZM102 163H101V164H102ZM105 163H106V162H105ZM105 163H104V164H105ZM111 163H110V164H111ZM113 163H114V162H113ZM119 163H120V161H119ZM238 163H239V162H238ZM238 163H237V164H238ZM243 163H244V162H243ZM243 163H242V164H243ZM46 164H47V163H45V165H46ZM50 164H53V163H50ZM93 164H95V163H93ZM101 164H100V165H101ZM116 164H117V163H116ZM149 164L151 165L150 162H149ZM242 164H240V165H242ZM252 164H253V163H252ZM37 165H39V164H37ZM96 165H97V164H96ZM106 165H107V163H106ZM240 165H237V167L240 166ZM246 165H247V166H245V164L243 165L244 167H246L245 170L243 169V170H244L243 172L246 171V177H245L244 180H243V178H244V174L242 175V174H241L242 171L239 170L240 174L243 176V178L241 177L240 179H241L242 181H244V183L242 184V182H241V180H240V184H242V186H243L244 189H245V190L243 189V190H244L243 193L246 192V190L249 191V188H250V189H251V192H252L253 195H254L255 192H254V190L252 189V186H253V185L251 186V184H250V179L252 178L253 175L250 176L251 178H249V175H250L251 173H250V174L247 173L248 170H249V168H248V164H246ZM249 165H250V161H249ZM41 166H43V165H41ZM41 166H39V167H41ZM93 166H95V165H92V168H93ZM107 166H108V165H107ZM107 166H105V167H107ZM109 166H110V165H109ZM111 166H113V165H111ZM118 166H119V165H118ZM37 167H38V166H37ZM48 167H51V166H50V165H49V166L47 165V168H48ZM96 167L99 168L98 166H95V168H96ZM100 167H101V166H100ZM151 167H152V166H151ZM157 167H158V166H157ZM233 167H234V166H233ZM233 167H232V168H233ZM237 167H236V170H237V169H240L242 166H240V168H237ZM244 167H243V168H244ZM251 167H253V166L251 165ZM45 168H46V167H45ZM102 168H103V167H102ZM152 168H153V167H152ZM232 168H230V169H232ZM40 169H41V170H38V168H37L38 171H42V172H43V170H42L43 168H40ZM93 169H94V168H93ZM99 169H100V168H99ZM109 169H112V168H109ZM113 169H114V168H113ZM127 169H128V168H127ZM155 169H156V168H155ZM159 169H160V168H159ZM162 169H163V168H162ZM230 169H229V170H230ZM250 169H252V168H250ZM253 169H254V168H253ZM253 169H252V170H253ZM37 170L35 169L34 172H36ZM95 170H96V169H95ZM100 170H101V169H100ZM166 170H167V169H166ZM241 170H242V169H241ZM27 171H28V170H27ZM27 171H26V173H27ZM93 171H94V170H93ZM112 171H113V170H112ZM129 171L132 172L131 168H130ZM150 171H151V170H150ZM153 171H154V170H153ZM153 171H152V173H153ZM164 171H165V170H164ZM233 171H234V170H233ZM233 171L231 170V172H233ZM237 171H238V170H237ZM253 171H254V170H253ZM253 171H251V172L253 173ZM29 172H30V171H29ZM34 172H32V173H34ZM94 172L96 173V171H94ZM99 172H100V171H99ZM117 172H118V171H117ZM131 172H130V176H131ZM135 172H136V171H135ZM146 172H147V171H146ZM156 172L159 173L158 171H156ZM239 172H237V174H233V175L237 176V175L239 174ZM243 172H242V173H243ZM113 173H114V172H113ZM128 173H129V172H128ZM144 173H145V172H144ZM157 173H155V174H157ZM234 173H236V172L234 171ZM29 174H30V173H29ZM41 174H42V173H41ZM96 174H97V173H96ZM102 174L104 175L103 172H102ZM105 174H106V173H105ZM159 174L161 175V173H159ZM159 174H157V175H159ZM25 175H26V174H25ZM31 175H33V174H31ZM42 175H43V174H42ZM118 175H119V174H118ZM133 175H134V173H133ZM151 175H153V174H151ZM157 175H156L155 177H157ZM229 175H231L230 172H229ZM28 176H30V175H28ZM101 176H102V175H101ZM104 176H105V175H104ZM108 176H109V175H108ZM130 176H129V177H130ZM135 176H136V175H135ZM231 176H232V175H231ZM11 177H12V176H11ZM24 177H25V176H24ZM24 177H23V178H24ZM30 177H31V176H30ZM35 177H36V176H35ZM92 177H93V176H92ZM97 177H98V176H97ZM129 177H127V178L129 179ZM133 177H134V176H132V178H133ZM151 177H152V176H151ZM155 177H152L151 179H153V178H155ZM158 177H159V176H158ZM222 177H223V176H222ZM228 177H230V176H227V181L230 180V182H231V181H233V180H236V179H233V178H232L233 176L230 177V178L233 179V180L228 179ZM239 177H240V175H239ZM23 178H21V179H23ZM27 178H29V177H25V179H26V183H27L28 181H30V180H28ZM99 178H101V177H99ZM123 178H124V177H123ZM135 178H136V177H135ZM135 178H134V180H135ZM224 178H225V176H224ZM224 178H222V180H223ZM234 178H235V177H234ZM25 179H24V181H25ZM31 179H33V178H31ZM35 179H37V178H35ZM35 179H34V180H35ZM80 179H81V178H80ZM101 179H102V178H101ZM128 179H127V180H128ZM130 179H131V177H130ZM130 179H129V180H130ZM237 179H238V178H237ZM253 179H254V178H253ZM10 180H11V179H10ZM27 180H28V181H27ZM50 180H51V179H50ZM76 180H78V179H76ZM127 180H126V182H128ZM157 180H158V179H157ZM225 180H226V178H225ZM19 181H20V180H19ZM36 181H37V180H36ZM79 181L81 182V180H79ZM130 181H133V180L131 179ZM153 181H154V180H153ZM153 181L150 180V182H152V183H153ZM227 181H226V182H227ZM253 181H254V180H253ZM253 181H252V182H253ZM16 182H17V181H16ZM144 182H145V180H144ZM156 182H157V181H156ZM230 182H227V183L230 184ZM13 183H14V182H13ZM130 183H132V182H130ZM158 183H159V181H158ZM158 183H157V184H158ZM231 183H232V184L235 183V185L233 184V186H235V188L238 187V186H240V184H238L239 181H236V182L233 181V182H231ZM236 183L238 184V186H237ZM150 184H151V183H150ZM155 184H156V183H155ZM244 184H245V186H244ZM252 184H254V183H252ZM123 185H125L124 182H123ZM127 185H128V184H127ZM125 186H126V185H125ZM125 186H124V187H125ZM129 186H130V185H129ZM134 186H135V185H134ZM144 186H145V185H144ZM229 186H230V185H229ZM229 186H228V188H229ZM233 186H232V187H233ZM5 187H6V186H5ZM138 187H139V186H138ZM146 187H147V184H146ZM146 187H145V189H146ZM230 187H231V186H230ZM232 187H231V190H232L233 192H234V190L241 191V192H238V191H237L238 193L235 192V194H238L237 197L239 196V193L242 194V190H240V189H241V188H240L241 186L239 187L240 189H237V188L234 189V188H233L234 190L232 189ZM15 188H16V187H15ZM131 188H132V187H131ZM148 188L150 189V187H148ZM151 188H152V187H151ZM155 188H158V186L155 187ZM160 188H161V187H160ZM8 189H9V188H8ZM8 189H7V190H8ZM145 189H143V190H145ZM149 189H148V190H149ZM130 190H132V189H130ZM143 190H142V191H143ZM153 190H154V188H153ZM149 191H150V190H149ZM149 191H148V192H149ZM146 192H147V191H146ZM151 192H152V190L150 191V193H151ZM159 192H160V191H159ZM137 193H141V192H137ZM223 193H224V192H222L221 194H223ZM229 193H230V189H229ZM133 194H134V193H133ZM146 194L148 195V193H146ZM151 194H152V193H151ZM159 194H160V193H158V195H159ZM244 194H245V193H244ZM139 195H140V194H139ZM147 195L144 194L143 196H145V198H147L150 194H149L148 196H147ZM227 195H229V194H227ZM230 195H233V193H230ZM246 195H247V193H246ZM246 195H245V196H246ZM248 195H249V197H247V196L245 197V198H247V200L244 199V200H246L245 202H247V204H248V202H250V201H248V200H250V198H251L250 195H252V194L248 193ZM255 195H256V194H255ZM133 196H135V195H133ZM146 196H147V197H146ZM156 196H157V195H156ZM139 197L142 198V196H139ZM158 197H159V196H158ZM160 197H161V196H160ZM217 197H218V196H217ZM217 197H216V199H219V201H220V198H219L220 196H219L218 198H217ZM228 197H229V196H228ZM228 197L226 198V201H225V197H224V198L221 197V198L224 199V202H225V203H222V204H225V207L227 206V207H226V210H228L227 208L230 207L229 205H226V203L229 204V202H227ZM230 197H231V196H230ZM230 197H229V199H230ZM233 197H234V196H232V198H233ZM235 197H236V196H235ZM237 197H236V199L239 198V197H238V198H237ZM240 197H244V196L241 195ZM255 197H256L255 199L257 200V195H256ZM143 198H144V197H143ZM145 198H144V201H147V200H145ZM149 198H150V197H149ZM152 198H153V197H152ZM155 198H156V197H155ZM164 198H165V197H164ZM198 198H199V197H197V199H198ZM200 198L203 199V197H200ZM204 198H205V197H204ZM248 198H249V199H248ZM261 198H262V197H261ZM132 199H133V198H132ZM138 199H139V198H138ZM147 199H148V198H147ZM156 199H157V198H156ZM159 199H160V198H159ZM213 199H214V198H213ZM229 199H228V200H229ZM234 199H235V198H234ZM242 199H243V198H241V200H242ZM263 199H264V198H263ZM135 200H136V199H135ZM142 200H143V199H142ZM166 200H167V199H166ZM166 200H165V201H166ZM198 200H199V199H198ZM198 200H196V202H198ZM200 200H201V199H200ZM206 200H207V199H206ZM214 200H215V199H214ZM231 200H232V201H231ZM231 200H230V204H232V203L234 204L235 201H233V199H231ZM238 200H240V198H239ZM210 201H211V199L209 200V202H210ZM216 201H217V200H216ZM251 201L253 202V199H252ZM261 201H262V200H261ZM22 202H23V201H22ZM133 202H134V199H133ZM136 202H137V201H135V203H136ZM156 202H157V200H156ZM167 202H168V201H167ZM204 202H206V201H204ZM209 202H207L206 205H207ZM213 202H214V201H213ZM221 202H223V200H222ZM242 202H243V200H242ZM245 202H243V203H245ZM252 202H250V203H252ZM254 202H255V200H254ZM254 202H253V203H254ZM258 202H259V201H258ZM137 203H138V202H137ZM140 203H141V202H140ZM158 203H159V202H158ZM168 203H169V202H168ZM168 203H167V204H168ZM199 203H201L200 205H202L203 202H202V201H201V202L199 201ZM210 203H212V201H211ZM210 203H209V204H210ZM218 203H220V202H218ZM218 203H217V205H218ZM236 203L238 204L239 202L236 201ZM243 203H242V204H243ZM255 203H256V202H255ZM97 204H99V203H97ZM164 204H165V202H164ZM203 204H204V203H203ZM212 204H213V203H212ZM212 204H210V206L208 207V209H209L211 212H215V215H216V213L218 212L217 210H218L219 207H220V206H219L220 204H219L218 207H217L218 209L215 207V206H216V202H215V206L212 205ZM233 204H232V206H233ZM237 204H236V205H237ZM259 204H260V203H259ZM261 204H263V203H261ZM137 205H138V204H137ZM196 205H197V203H195V206H196ZM200 205H199V204L197 205V207L199 206V207H198L199 209L202 208V206H200ZM243 205L245 206L246 204H243ZM243 205H242V207H243ZM248 205H249V204H248ZM252 205H253V204L249 205V208H248V209H250V208H251L250 206H252ZM96 206H97V205H96ZM234 206H235V205H234ZM234 206H233V207H234ZM239 206H241V202H240V205H239ZM256 206H257L256 204L254 205V208H253V206H252V209H253V211H254V209H255V212H257L256 209H258V208H256ZM260 206H261V205H260ZM260 206H259V207H260ZM167 207H168V206H167ZM200 207H201V208H200ZM233 207H232L233 210L231 209V212H230V213H233V211H235V209H237L236 207H235V209H234ZM237 207H238V206H237ZM245 207H246V206H245ZM245 207H244V208H245ZM257 207H258V206H257ZM262 207H263V206H262ZM262 207H261V208H262ZM204 208H205V206H204ZM220 208L222 209V208H224V207L221 206ZM230 208H231V207H230ZM239 208H241V207H239ZM244 208H242V210H243ZM261 208H260V209H261ZM88 209H89V208H88ZM109 209H110V208H109ZM170 209H171V208H170ZM205 209H207V206H206ZM224 209H225V208H224ZM245 209H246V208H245ZM248 209H247V210H248ZM252 209H251V210H252ZM262 209L264 210V208H262ZM262 209H261V210H262ZM201 210H202V209H201ZM201 210H200V212L202 213L203 210H202V211H201ZM258 210H259V209H258ZM83 211L86 212L87 209H85V210H83ZM206 211H207V212H206ZM210 211L205 210L204 212H206L205 214H207L208 216H210V215H212V214H209ZM224 211H225V210H224ZM224 211H223V213H224ZM229 211H230V210H229ZM229 211L227 212V214L229 213ZM253 211H251L252 214H253ZM88 212H89V211H88ZM204 212H203V215H205ZM211 212H210V213H211ZM236 212H237V211H236ZM248 212H249V210H248ZM248 212H247V213H248ZM169 213H170V212H169ZM223 213H222V216H223ZM225 213H226V211H225ZM234 213H235V212H234ZM234 213H233L232 216L230 217L231 220L229 219V222H232V221H233V223H234V222L238 221V220H236V221L233 220L232 217H233ZM239 213H242V211H240ZM257 213H258V212H257ZM213 214H214V213H213ZM243 214H244V211H243ZM248 214H249V213H248ZM248 214H247V216L249 217ZM255 214H256V213H255ZM255 214H254V215H255ZM207 215H205V216H207ZM218 216H221V213H220V212H219V215H218ZM222 216H221V217H222ZM250 216H251V213H250ZM84 217H85V216H84ZM83 219H84V218H83ZM227 219H228V218H227ZM82 221H83V220H82ZM227 221H228V220H227ZM229 222L226 223V225L229 224ZM238 222H239V221H238ZM238 222H237V224H238ZM158 224H159V223H158ZM149 225H150V224H149ZM230 225H232V224L230 223V224L228 225V227H229ZM154 226H155V225H154ZM225 227H226V226H225ZM231 227H233V225H232ZM231 227H230V228H231ZM234 227H235V226H234ZM111 229H112V228H111ZM114 230H115V229H114ZM106 231H107V230H106ZM218 231H219V230H218ZM220 231H221V230H220ZM112 232H113V231H112ZM114 232H115V231H114ZM114 232H113V234H114ZM105 233H106V232H105ZM216 233H217V232H216ZM110 235H111V234H110ZM221 235H222V234H221ZM167 236H168V235H167ZM216 236H217V235H216ZM218 236H219V235H218ZM171 243H172V242H171ZM208 263H209V262H208Z\"/></svg>",
  "mask_w": 264,
  "mask_h": 264
}]
</instances>
